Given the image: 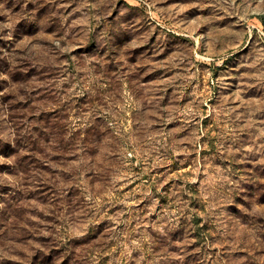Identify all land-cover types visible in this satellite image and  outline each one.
Instances as JSON below:
<instances>
[{"label":"rangeland","instance_id":"rangeland-1","mask_svg":"<svg viewBox=\"0 0 264 264\" xmlns=\"http://www.w3.org/2000/svg\"><path fill=\"white\" fill-rule=\"evenodd\" d=\"M0 264H264V0H0Z\"/></svg>","mask_w":264,"mask_h":264}]
</instances>
